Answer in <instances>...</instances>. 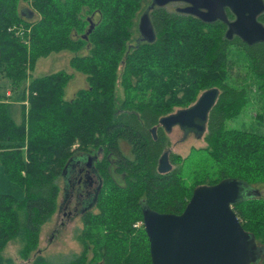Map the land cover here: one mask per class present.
<instances>
[{
    "label": "trees",
    "instance_id": "obj_1",
    "mask_svg": "<svg viewBox=\"0 0 264 264\" xmlns=\"http://www.w3.org/2000/svg\"><path fill=\"white\" fill-rule=\"evenodd\" d=\"M21 3L29 7L21 9ZM152 3L0 0V79L7 81L0 82V165L25 190L22 199L0 193V264H17L4 254L12 240L21 243L18 264H152L144 225L135 226L144 220L145 205L180 214L200 185L225 178L255 189L264 184V42L228 39L227 24L220 20L205 22L179 8L158 6L150 10L155 37L144 40L139 23ZM228 15L234 19L230 10ZM259 20L264 22V13ZM64 50L73 53L70 66L84 73L88 84L73 98L65 96L73 74H32L40 58ZM236 61L246 63L252 83L233 77ZM211 88L219 95L202 149L217 165L214 176L186 182L183 159L174 152L171 161L177 165L159 172L160 157L170 146L161 118L192 106ZM254 93L261 129L228 128ZM99 148L104 156L96 167L103 185L96 209L82 215L83 251L61 263L41 254L31 259L43 225L59 209L66 166ZM110 154L116 156L113 176ZM233 208L263 248L258 264H264V196L258 192Z\"/></svg>",
    "mask_w": 264,
    "mask_h": 264
},
{
    "label": "water",
    "instance_id": "obj_2",
    "mask_svg": "<svg viewBox=\"0 0 264 264\" xmlns=\"http://www.w3.org/2000/svg\"><path fill=\"white\" fill-rule=\"evenodd\" d=\"M174 2L187 4L179 10L205 22L220 20L226 23L228 39L237 36L248 45L264 42V23L259 20L264 13V0H153L139 23L144 40L155 37L150 10ZM228 10L234 19L229 18ZM93 27L91 24L89 31ZM218 95L217 88L204 91L192 106L162 117L161 125L168 133L178 125L185 135L194 132L202 136ZM152 133L157 137L156 128ZM172 168L169 152L165 151L158 170L167 173ZM241 183L234 178H225L215 184L196 187L180 214L161 213L145 205L143 225L150 240L152 264H258L263 248L255 235L244 228L233 208V204L244 199L240 195ZM248 186L251 190L247 197L258 193L257 189Z\"/></svg>",
    "mask_w": 264,
    "mask_h": 264
},
{
    "label": "rangeland",
    "instance_id": "obj_3",
    "mask_svg": "<svg viewBox=\"0 0 264 264\" xmlns=\"http://www.w3.org/2000/svg\"><path fill=\"white\" fill-rule=\"evenodd\" d=\"M149 2H145L143 9ZM184 4L181 2L170 3L165 6L170 11L175 10L177 7H183ZM27 3H21L20 8H28ZM141 15V14H140ZM36 17V14L35 16ZM264 23V22H263ZM24 27V25H23ZM17 27L19 31L28 30V28ZM139 37V33L134 34V39ZM73 53L68 50H64L58 53L51 54L48 57L40 58L36 67L33 70V76H42L48 73H52L58 70H64L73 74V78L68 82L65 90V96L67 98H73L77 91L81 88L88 87L86 75L82 72L74 70L70 66V59ZM237 63L234 78L242 82L249 80L252 83L254 77L248 66L244 62ZM243 64V65H240ZM240 65V66H239ZM1 83H6L5 79H0ZM253 87H255L253 85ZM254 90V88H252ZM118 101L122 100L124 96L123 88L118 87L117 90ZM259 107V100L254 93L248 105L244 108L242 113L235 119L229 120L226 124L228 128H241L247 130H258L260 125L255 119L256 111ZM178 108H175L177 111ZM176 125L173 130L168 134L170 139V146L168 147L169 153H176L182 159L183 176L186 182H191L192 179L197 176L209 175L214 176L217 171L216 163L208 157L206 151L202 149L205 146L204 134L197 136L194 132L185 135L183 129ZM261 129V128H260ZM173 163V162H172ZM177 164L173 163L175 167ZM61 186V192L59 195V209L52 217L50 221L43 225L41 232L38 237L37 248L32 252L31 259L36 255L41 254L50 259L54 263H61L65 259H69L74 254L81 253L84 249L82 242L79 240V235L84 227L82 215H75L74 211L70 215L71 208L65 207L64 204V193H65V180L63 177L59 179ZM251 188L245 183H241V198L247 197V192ZM258 192L264 196V184H257ZM0 193H8L22 199L25 197V190L22 185L12 181L9 176L5 173L3 167L0 165ZM73 205V204H72ZM139 222V221H138ZM21 243L19 240H12L8 242L4 254L7 257H11L18 264L23 262L19 255ZM89 257H92V252L89 253Z\"/></svg>",
    "mask_w": 264,
    "mask_h": 264
},
{
    "label": "flooded vegetation",
    "instance_id": "obj_4",
    "mask_svg": "<svg viewBox=\"0 0 264 264\" xmlns=\"http://www.w3.org/2000/svg\"><path fill=\"white\" fill-rule=\"evenodd\" d=\"M183 4L184 6L187 5L185 3ZM166 133L169 134L167 131ZM168 149L169 148H166L164 152ZM170 155L171 152L169 153V160L172 163ZM103 156L104 151L99 148L94 152L85 155L79 154L76 157L71 158L67 171L65 172V175H63L65 180L63 205L69 209L71 208L69 212L70 215L73 211L75 215H83V213L89 210L96 209L97 197L101 190V186L103 185L100 171L96 166ZM108 157L112 162L111 172L113 176L116 165V156L110 154ZM90 158L92 159L91 162H89Z\"/></svg>",
    "mask_w": 264,
    "mask_h": 264
},
{
    "label": "built area",
    "instance_id": "obj_5",
    "mask_svg": "<svg viewBox=\"0 0 264 264\" xmlns=\"http://www.w3.org/2000/svg\"><path fill=\"white\" fill-rule=\"evenodd\" d=\"M143 224V222L142 221H139V222H137L136 224H135V226H140V225H142Z\"/></svg>",
    "mask_w": 264,
    "mask_h": 264
},
{
    "label": "crops",
    "instance_id": "obj_6",
    "mask_svg": "<svg viewBox=\"0 0 264 264\" xmlns=\"http://www.w3.org/2000/svg\"><path fill=\"white\" fill-rule=\"evenodd\" d=\"M72 98V97H71Z\"/></svg>",
    "mask_w": 264,
    "mask_h": 264
}]
</instances>
